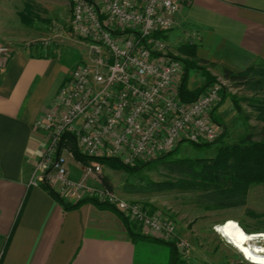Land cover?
Here are the masks:
<instances>
[{
	"label": "built area",
	"instance_id": "obj_1",
	"mask_svg": "<svg viewBox=\"0 0 264 264\" xmlns=\"http://www.w3.org/2000/svg\"><path fill=\"white\" fill-rule=\"evenodd\" d=\"M192 0H73L71 29L89 45L85 61L62 84L36 120L45 146L29 184L61 197L115 205L147 235L191 253L176 222L144 202L121 197L104 179L101 157L136 166L184 142L218 143L225 127L214 111L233 80L220 75L195 98L182 95L183 61L165 36L183 3ZM158 32L163 36L157 35ZM7 46L0 44V56ZM91 158H77L75 150ZM82 171L73 177L70 163Z\"/></svg>",
	"mask_w": 264,
	"mask_h": 264
},
{
	"label": "crops",
	"instance_id": "obj_2",
	"mask_svg": "<svg viewBox=\"0 0 264 264\" xmlns=\"http://www.w3.org/2000/svg\"><path fill=\"white\" fill-rule=\"evenodd\" d=\"M28 10L25 0H0V42L15 43L11 55L0 59V264H171L169 244L133 238L117 212L92 202L68 209L64 202L74 200L61 201L46 184H29L46 142L36 120L70 74L60 59L23 44V27L34 22ZM165 38L177 52L181 45H195L196 55H185L204 63L212 76L224 75L225 68H264V0L183 3ZM227 98L214 111L224 126ZM70 170L81 176L75 162ZM197 262L193 254L191 264Z\"/></svg>",
	"mask_w": 264,
	"mask_h": 264
},
{
	"label": "rangeland",
	"instance_id": "obj_3",
	"mask_svg": "<svg viewBox=\"0 0 264 264\" xmlns=\"http://www.w3.org/2000/svg\"><path fill=\"white\" fill-rule=\"evenodd\" d=\"M25 1L29 3L28 15L34 18V22L29 26L24 25L23 29L27 32V37L23 44L26 47L35 46L42 52L45 51L46 54L60 59L64 68L71 74L89 54L88 43L76 36L71 29L73 0ZM9 17L10 14H7L6 20ZM9 24L16 25L17 22L12 20ZM0 44L8 47L6 54L0 56L4 61V57H9L15 50V43L0 42ZM187 45L189 44L181 45L178 52L174 49L184 64L183 80L185 79L187 88L190 84L195 85L193 89L207 86L216 76L209 74L204 63L199 64L185 55L184 47ZM261 75L252 74L247 81H232L233 89L227 88L224 92L222 98H228L223 103L221 111L227 114L229 127L224 126L225 135L218 143L198 146L184 142L172 150L175 153L167 159L213 157L220 145L237 142L250 133L256 140L264 139V117H262L264 76ZM258 79L263 80V84H257ZM233 98L239 102L243 114L236 110ZM217 117L221 118L218 114ZM152 160L139 164L140 168L133 173L102 163L103 173L123 197L147 203L153 210H161L176 222L180 236L191 245V253L181 258L180 264H191L193 254L199 259L197 264H253L217 231L216 226L229 219L236 220L248 233H262L263 236L256 238L255 242L264 247V183L250 186L247 203L243 206L208 209L207 203L201 198L200 190L149 188L147 185L151 180L179 179V175L167 166L159 162H151ZM137 230L141 231L138 226Z\"/></svg>",
	"mask_w": 264,
	"mask_h": 264
},
{
	"label": "trees",
	"instance_id": "obj_4",
	"mask_svg": "<svg viewBox=\"0 0 264 264\" xmlns=\"http://www.w3.org/2000/svg\"><path fill=\"white\" fill-rule=\"evenodd\" d=\"M22 17L24 19H28L27 15L24 13H22ZM157 35L163 36V33L158 32ZM184 53L190 56H195L196 46L192 44L187 45L184 47ZM191 63L193 64V61H191ZM252 74H262L261 76H264V68L252 66L241 72H234L229 68L224 69V76L236 82L247 81ZM256 83L263 84V80L258 79ZM203 89L204 87L189 89L187 88L185 79L183 80L182 95L185 98H195ZM222 99L224 100L225 97ZM223 100H221V102ZM232 101L236 110L240 114H243V109L239 105V102L235 98H233ZM262 113H264V111H262ZM262 117H264V115ZM215 119L219 122L217 118ZM196 145L199 146V144ZM202 145L209 144H201V146ZM74 150L77 158L85 162L91 160V158L83 155L77 149ZM174 153L175 151H170L152 160L151 162H159L167 166L179 175V179L176 181L151 180L147 185L149 188L154 190L174 188L200 190L202 192L200 194L201 198L207 203V208L211 209L243 206L247 203L250 186L252 184L264 183V139L256 140L251 133L247 134L244 138L237 142L220 145L217 149L216 155L213 157H184L168 160L167 158L172 157ZM98 160L103 164H109L112 168L123 169L132 173L136 172L140 168L138 166L139 164L136 166L126 165L114 157H101L98 158ZM104 179L110 187L114 189L113 184L107 176L104 175ZM48 188L53 195L64 202L60 195H58L49 186ZM85 202H92L100 208L110 209L117 212L125 221L133 238H148L164 242L137 230V226L139 228L140 226L130 222L115 205L100 202L91 198L82 199L76 201L75 203L64 202V204L68 209H71L76 208ZM145 204L149 206L147 203ZM164 243L171 246V264H180L182 259L176 250L175 244L172 242Z\"/></svg>",
	"mask_w": 264,
	"mask_h": 264
},
{
	"label": "bare ground",
	"instance_id": "obj_5",
	"mask_svg": "<svg viewBox=\"0 0 264 264\" xmlns=\"http://www.w3.org/2000/svg\"><path fill=\"white\" fill-rule=\"evenodd\" d=\"M217 231L253 264H264V247L255 242L262 233H248L233 219L216 226Z\"/></svg>",
	"mask_w": 264,
	"mask_h": 264
}]
</instances>
